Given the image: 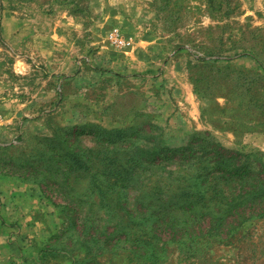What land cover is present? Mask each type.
<instances>
[{
  "label": "rangeland",
  "instance_id": "374dc122",
  "mask_svg": "<svg viewBox=\"0 0 264 264\" xmlns=\"http://www.w3.org/2000/svg\"><path fill=\"white\" fill-rule=\"evenodd\" d=\"M0 264H264V0H0Z\"/></svg>",
  "mask_w": 264,
  "mask_h": 264
}]
</instances>
